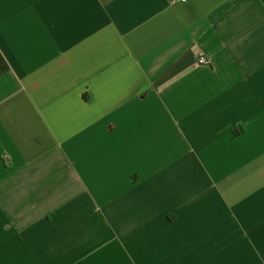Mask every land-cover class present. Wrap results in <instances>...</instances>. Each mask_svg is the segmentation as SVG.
Returning a JSON list of instances; mask_svg holds the SVG:
<instances>
[{
  "label": "crops",
  "instance_id": "0c3cea01",
  "mask_svg": "<svg viewBox=\"0 0 264 264\" xmlns=\"http://www.w3.org/2000/svg\"><path fill=\"white\" fill-rule=\"evenodd\" d=\"M0 264H264V0H0Z\"/></svg>",
  "mask_w": 264,
  "mask_h": 264
},
{
  "label": "built area",
  "instance_id": "2783aa9c",
  "mask_svg": "<svg viewBox=\"0 0 264 264\" xmlns=\"http://www.w3.org/2000/svg\"><path fill=\"white\" fill-rule=\"evenodd\" d=\"M170 5H176V4H180V3H184L186 2V0H168ZM199 64H207V60L203 57L199 58L198 61Z\"/></svg>",
  "mask_w": 264,
  "mask_h": 264
}]
</instances>
